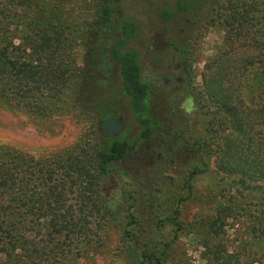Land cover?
<instances>
[{"label": "rangeland", "instance_id": "obj_1", "mask_svg": "<svg viewBox=\"0 0 264 264\" xmlns=\"http://www.w3.org/2000/svg\"><path fill=\"white\" fill-rule=\"evenodd\" d=\"M34 1L42 15L47 16V22L53 20L67 28L68 42L61 48V55L65 57L62 59L67 66L81 70L86 42H93L86 38L90 33L87 26L94 18L98 0ZM176 2L119 0L114 3L113 30H117L123 20L135 23L140 34L128 42V46L135 47L162 26L158 12L163 7L173 10ZM216 7L214 10L220 13L225 11L222 4ZM208 13H213V17L195 27L191 34V96L181 102V115L177 117L179 146L169 156L162 155V161H156L159 139L151 138L141 145L137 155L130 154L133 165L128 166L127 157L114 165L116 170L98 179L101 185L98 184L97 190L102 194V205L107 211L103 208L99 212L90 211L89 204L84 212L74 210L69 214L92 220L106 216L108 221L104 225L92 223L96 234L94 242L62 264H143L136 251L138 247L123 234L130 212L137 219L134 231L139 247L151 246L157 241L159 245L167 244L164 264H264V236L255 235L248 223L258 212L255 204L259 203L262 183L241 185L237 176L225 174L217 167L220 144L227 131L218 107L209 99L204 87L208 64L219 53L226 59L222 67L231 79L238 81L241 71L235 57L241 52L242 55L253 53L257 41L256 21L246 18L244 22L250 28L243 32L228 31L222 18L214 12ZM179 26L181 23L174 27V34ZM261 47L263 57L264 46ZM90 58L87 65L91 73L87 78L79 73L73 92L69 89L63 97L44 98L46 108L41 103H33V96L23 95L17 85L11 94L7 78L0 75V154L9 152L15 156V164L18 160L26 163L28 171L23 177L24 182H31L30 192L40 191L47 197L52 191L51 183L58 179L86 180L84 171L92 170L95 163L89 162L96 156V143L101 144L104 138L99 134L96 117L99 109L95 100L99 96L116 100L114 110H108L107 115L119 110L125 122V134L134 136L140 129L133 122L126 97L120 92L116 67L107 69L104 75L90 66L93 63ZM243 73L246 96L264 100L261 66L251 64ZM57 100L62 104L57 105ZM193 142L198 146L202 144L201 149L187 146ZM140 159L145 161L138 168L135 163ZM41 166L50 170V180L39 175L36 169ZM116 166H134L135 169L123 171ZM194 168L200 169L190 176ZM19 169L18 166L13 169L14 176L22 177L17 172ZM129 195L133 196L130 200ZM132 202V211H129L128 205ZM219 206L227 207V212L218 214ZM173 220L176 224L171 223Z\"/></svg>", "mask_w": 264, "mask_h": 264}, {"label": "trees", "instance_id": "obj_2", "mask_svg": "<svg viewBox=\"0 0 264 264\" xmlns=\"http://www.w3.org/2000/svg\"><path fill=\"white\" fill-rule=\"evenodd\" d=\"M118 1L98 0L96 13L87 26L88 30L101 24L108 26L113 19L114 3ZM216 4H222L225 11L220 13L214 10L218 8ZM211 6L213 8L210 10ZM190 7L192 18L198 19L196 27L213 17V13H208L210 11L222 18L228 31L243 32L245 28H250L248 23L244 22L246 18L256 21L254 27L257 41L253 45V53L242 55L241 52L240 56L238 54L235 57L237 67L241 71L238 81L236 82L234 77L231 79L222 67L226 59H222L224 54L219 53L208 64L204 87L209 99L218 107L227 131L220 144L217 167L225 174L237 176L241 185L245 182L262 183V194L259 203L255 204L258 212L248 223L255 235L264 236V100L247 97L241 78L251 64L260 65L264 72V56L261 57L260 54L263 48L261 46H264V36H261V33H264V23H261L264 21V0H191ZM46 17L42 15L41 9L36 7L34 0H0V75L7 78L11 94L17 85L23 95L31 98L33 96L32 102L41 103L44 108L48 107L43 101L44 98L63 97L69 89L73 92V84L77 83L79 73L87 78L91 73L87 61L89 50H92L91 43L86 42L87 50L81 70L67 66L63 62L65 57L61 55V48L68 42L67 28L53 20L47 22ZM129 26L134 29L136 24L125 21L123 31ZM87 37L91 41L90 35ZM118 44L117 50L113 52V59L118 64L120 86L129 100L131 110L139 117L147 108V84L140 77L135 52L123 49L124 40ZM58 102L62 104V101L57 100V105ZM98 109L99 114L96 117L99 120L104 114L101 106ZM141 125H145L147 130L151 128L144 121ZM149 135L143 133L142 137L147 138ZM200 145L193 142L187 146L193 149L198 146L199 149L202 147V144ZM136 147V142L130 143L124 138L109 141L104 137L101 144L96 143V156L89 162L90 164L93 161L95 165L92 170L84 171L86 180L66 182L62 178L58 179L59 181L51 183L52 191L48 192L47 197L40 191L28 190L31 182H24L23 177L28 171L26 163L18 160L15 164V156L2 152L0 264H62L93 243L96 234L92 223L104 225L108 218L102 216L92 220L69 212H84V207L89 208V204L90 211L95 209L99 212L101 208L104 212L107 211L105 205H102V194L97 190L101 182L97 181L102 175L115 169V161H119ZM16 166L20 168L17 172H20L22 177L14 176L13 169ZM47 169L41 166L36 170L41 177L50 180V170ZM198 169H192L190 176ZM70 194L72 196H69ZM127 198L130 200L133 196L129 195ZM132 206L133 202L128 205L129 211H132ZM227 209L219 206L217 213L227 212ZM136 223V217L130 212L123 234L138 247L136 251L141 263L164 264L163 253L167 244L159 245L157 241L151 246L139 247L138 236L134 231ZM171 223L176 224V220Z\"/></svg>", "mask_w": 264, "mask_h": 264}, {"label": "flooded vegetation", "instance_id": "obj_3", "mask_svg": "<svg viewBox=\"0 0 264 264\" xmlns=\"http://www.w3.org/2000/svg\"><path fill=\"white\" fill-rule=\"evenodd\" d=\"M190 6L191 0H177L173 10L163 7L161 12L157 14L159 17L158 21L162 26L154 35H151L147 40L135 47L128 46V42L139 36L140 29L136 25L134 29L129 26L128 29L123 31L124 20L119 23V27L115 31L113 30L112 21L108 26L101 24L98 27L92 26L93 28L90 30L89 35L93 42L91 44L92 50H89V56L91 57L90 62H93L92 65L90 64L93 69L106 75L107 69L115 66L118 74V64L113 59V52L117 50L118 43L124 40L123 49L135 52L138 58L140 77L147 84V108L139 114V117L136 112L131 110L129 100L123 94L120 86V92L126 97L128 102L133 122L140 127L134 136L125 134L126 126L115 136H107L101 133L99 124L103 119L115 117L122 119L123 122L124 119L117 109H115V111H118L117 113L107 115L108 110H114L115 99L103 98L102 95L96 99L97 101L95 100L97 107L100 108L101 106L103 111H105L103 112L104 116L98 120L99 134L109 141L124 138L130 143H137V147L134 150L128 151L123 158L115 161L113 165L118 164V162L127 157L128 166L133 165L129 158L130 154L137 155L141 145L149 142L151 138L159 139L156 143L159 148L156 153V161H162V155L169 156L180 144L177 117L181 112V102L191 96V34L198 21L196 17L192 18L191 13H189ZM180 23L182 26H179L178 31L174 34V27H177V24ZM142 121L150 125L151 128L147 130L145 125H141ZM143 133L150 135L144 138L142 137ZM149 154L153 158L154 153L151 151ZM143 161L145 159H140L135 163L138 164V168L144 164ZM160 166L163 167L162 163H160ZM116 167L123 171L135 169L134 166L129 168Z\"/></svg>", "mask_w": 264, "mask_h": 264}, {"label": "water", "instance_id": "obj_4", "mask_svg": "<svg viewBox=\"0 0 264 264\" xmlns=\"http://www.w3.org/2000/svg\"><path fill=\"white\" fill-rule=\"evenodd\" d=\"M100 132L107 136H115L124 129V122L120 118L109 117L103 119L100 124Z\"/></svg>", "mask_w": 264, "mask_h": 264}]
</instances>
